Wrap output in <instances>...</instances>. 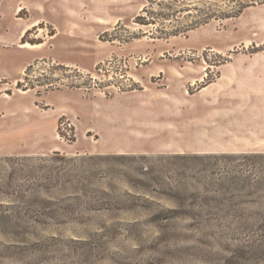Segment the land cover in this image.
I'll return each instance as SVG.
<instances>
[{
    "label": "rangeland",
    "instance_id": "1",
    "mask_svg": "<svg viewBox=\"0 0 264 264\" xmlns=\"http://www.w3.org/2000/svg\"><path fill=\"white\" fill-rule=\"evenodd\" d=\"M15 1L0 0V158H18L0 160V264H264V0L168 37L244 0H152L175 14L146 13L157 26L135 21L150 0ZM17 17L39 19L25 41Z\"/></svg>",
    "mask_w": 264,
    "mask_h": 264
},
{
    "label": "trees",
    "instance_id": "2",
    "mask_svg": "<svg viewBox=\"0 0 264 264\" xmlns=\"http://www.w3.org/2000/svg\"><path fill=\"white\" fill-rule=\"evenodd\" d=\"M175 1H177V0H175ZM254 2H255V0H249V1L244 0V1L239 2L238 4L240 6H238L237 9L235 11H233L232 13L229 12L231 14H229V13L225 14V13L222 12L221 15H218V13H216L215 11H207L205 13V16H203L202 19L194 21L193 24H191V25L173 24L170 28H166V27H162L161 28V27L158 26L156 28V31H157L156 34H158L159 37L174 36V35H178V34H180L182 32H185V31H187L189 29H192L193 27L198 26L200 24L208 23V22H210L213 19H225V18H230V17H233V16H238L243 11V9H245L247 6L253 4ZM150 3H151L150 5H147L143 9L142 14H140V15H138L136 17L135 21L137 23L141 24V25H156L157 26L159 24L158 20L152 19V18H149L148 19V18L145 17V14L146 13H149V14H151L152 17H155L156 15H159V14L162 15L163 12L162 11H158V12L157 11H154L153 10V6H152L153 5L152 0H150ZM176 3L175 2H172V1L166 2L164 0H156V4L159 5L162 8L165 7V6H168L174 12L181 11V9H180L181 7H178L179 5L173 7ZM262 3H264V1ZM149 6H151V7H149ZM209 10H210V8H209ZM173 17H175V14H172V15H162V20H164V19H174ZM153 34H155V33H153ZM26 35L23 37V40L24 41L26 40ZM40 42L41 41H38V40L32 41L33 44L40 43ZM23 43H25V42H23ZM25 85H28V84H24V82L22 80H19L18 81V86L20 88L25 87ZM32 87H35V86H32ZM25 88L27 89L28 87H25ZM55 152H56L55 153L56 155L60 156V154H61L60 151H55ZM261 154L262 153H249V154L248 153H244L243 155H241V158H245V159L257 158ZM15 159H18V158L17 157H15V158H13V157L0 158V160H5V161L8 160L9 162L12 161V160H15ZM2 167H3V169L5 168V166H2ZM36 171H39V170L36 169ZM19 172H20V170H17V169H14L13 168V170H10V171L7 172L6 178L7 179L12 178L11 179V181H12L13 179H15V177H14L15 174H17ZM33 178H35V176ZM21 188L20 187H17L15 189V192L19 194L20 191L21 192L23 191ZM29 188L33 189L31 186Z\"/></svg>",
    "mask_w": 264,
    "mask_h": 264
},
{
    "label": "crops",
    "instance_id": "3",
    "mask_svg": "<svg viewBox=\"0 0 264 264\" xmlns=\"http://www.w3.org/2000/svg\"><path fill=\"white\" fill-rule=\"evenodd\" d=\"M2 1V0H1ZM30 0H16L14 2L13 5H11V10H16L14 11L15 14H18L19 11H21L20 9L21 7V3H24L23 6H25V3L29 2ZM18 21L17 22V26L15 28V37L16 40H20L25 33L31 29L37 26V24H39V19L36 18H32V17H28V18H24V17H17ZM41 45V44H40Z\"/></svg>",
    "mask_w": 264,
    "mask_h": 264
},
{
    "label": "bare ground",
    "instance_id": "4",
    "mask_svg": "<svg viewBox=\"0 0 264 264\" xmlns=\"http://www.w3.org/2000/svg\"><path fill=\"white\" fill-rule=\"evenodd\" d=\"M22 46L23 47H35L36 45L35 44H31V43H29V42H25V43H22Z\"/></svg>",
    "mask_w": 264,
    "mask_h": 264
}]
</instances>
